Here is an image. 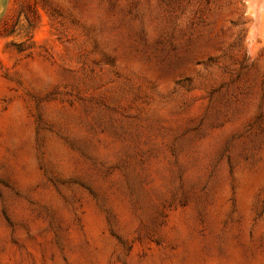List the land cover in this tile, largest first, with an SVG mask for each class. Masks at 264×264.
Here are the masks:
<instances>
[{"label":"rangeland","instance_id":"374dc122","mask_svg":"<svg viewBox=\"0 0 264 264\" xmlns=\"http://www.w3.org/2000/svg\"><path fill=\"white\" fill-rule=\"evenodd\" d=\"M263 6L0 0V264H264Z\"/></svg>","mask_w":264,"mask_h":264},{"label":"bare ground","instance_id":"6f19581e","mask_svg":"<svg viewBox=\"0 0 264 264\" xmlns=\"http://www.w3.org/2000/svg\"><path fill=\"white\" fill-rule=\"evenodd\" d=\"M262 3H263V1H262ZM256 6H257V5H256ZM263 7H264V6H263ZM259 8H260V5H259ZM259 8H258V9H259ZM259 10H260V9H259ZM262 11H263V10H262ZM261 13H262V12H261ZM261 13H260V14H261Z\"/></svg>","mask_w":264,"mask_h":264}]
</instances>
